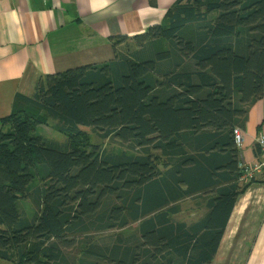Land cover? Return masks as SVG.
<instances>
[{"label":"trees","instance_id":"16d2710c","mask_svg":"<svg viewBox=\"0 0 264 264\" xmlns=\"http://www.w3.org/2000/svg\"><path fill=\"white\" fill-rule=\"evenodd\" d=\"M128 40L112 38L110 61L49 74L33 96L17 93L0 117L6 264H210L217 255L247 187L234 130L264 97V0H178L121 52ZM51 122L73 143L39 132ZM83 127L138 153L77 142ZM37 174L39 211L28 219L20 199ZM200 194L207 213L175 221V203ZM135 223L138 235L95 239Z\"/></svg>","mask_w":264,"mask_h":264},{"label":"crops","instance_id":"0c3cea01","mask_svg":"<svg viewBox=\"0 0 264 264\" xmlns=\"http://www.w3.org/2000/svg\"><path fill=\"white\" fill-rule=\"evenodd\" d=\"M177 1L0 0V117L11 114L17 93L33 96L47 75L114 59L112 38L131 40L163 23ZM242 129L245 168L259 160L264 97L250 107ZM245 184L210 264H264V171Z\"/></svg>","mask_w":264,"mask_h":264},{"label":"rangeland","instance_id":"374dc122","mask_svg":"<svg viewBox=\"0 0 264 264\" xmlns=\"http://www.w3.org/2000/svg\"><path fill=\"white\" fill-rule=\"evenodd\" d=\"M128 44H130L133 47H138V43L135 40L131 39L128 40L119 48L120 51L124 52L123 49ZM164 45L166 46L165 43ZM38 128H39V132L50 140L59 142L61 144L73 143V141H70V139L66 134L58 131L55 128L54 122H51L49 125H39ZM83 130L85 132V135L81 139L76 140L77 142H88L91 144L92 143L98 144L103 148L116 153L126 152L132 155L138 153L137 149L135 151L131 149L129 146L122 144L120 141L116 139H101L98 135L94 133L91 127H83ZM40 184H41L40 175L37 174L31 188L32 190L29 193V195L25 198L20 199L21 212L25 218L33 219L36 213L39 211L38 207L36 206L37 204L35 202V199L33 198L35 197L33 196V190L36 187H38ZM206 199H207V195L200 194L176 202L175 205L179 207L180 212L179 214L174 215L173 219L175 221H184L187 222L188 224H192L198 221L207 213ZM119 234H122L124 237H129L131 235H138L139 234L138 223L132 224L131 226L123 229L95 232L94 236L99 244L109 245L114 242V240ZM79 252L80 250L77 249L76 251L71 253H73V255L81 256ZM11 253H13L14 255L13 250ZM10 262L11 264H15V262L12 260Z\"/></svg>","mask_w":264,"mask_h":264},{"label":"built area","instance_id":"2783aa9c","mask_svg":"<svg viewBox=\"0 0 264 264\" xmlns=\"http://www.w3.org/2000/svg\"><path fill=\"white\" fill-rule=\"evenodd\" d=\"M234 135L236 143L240 148L245 141L244 132L241 128L238 127L235 128ZM257 143L261 146V150L263 153L258 161H256L252 165L245 167V173L242 177V181H244L245 183L252 182L257 174L264 171V129L258 134Z\"/></svg>","mask_w":264,"mask_h":264}]
</instances>
